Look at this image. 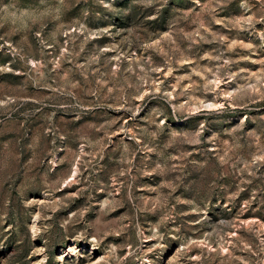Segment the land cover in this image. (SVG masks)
Returning a JSON list of instances; mask_svg holds the SVG:
<instances>
[{
    "label": "rangeland",
    "instance_id": "1",
    "mask_svg": "<svg viewBox=\"0 0 264 264\" xmlns=\"http://www.w3.org/2000/svg\"><path fill=\"white\" fill-rule=\"evenodd\" d=\"M99 258L264 264V0H0V264Z\"/></svg>",
    "mask_w": 264,
    "mask_h": 264
},
{
    "label": "bare ground",
    "instance_id": "2",
    "mask_svg": "<svg viewBox=\"0 0 264 264\" xmlns=\"http://www.w3.org/2000/svg\"><path fill=\"white\" fill-rule=\"evenodd\" d=\"M77 252H79V250H77L76 249V247H72V246H69V248H68V250H67V254L69 253H74V254H76ZM91 252V251H90ZM62 255H64V254H62ZM62 257V256H61ZM99 261H100V258L99 259H97V260H95V261H92V262H88L87 261V263H85V264H96V263H99Z\"/></svg>",
    "mask_w": 264,
    "mask_h": 264
}]
</instances>
